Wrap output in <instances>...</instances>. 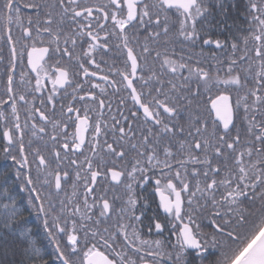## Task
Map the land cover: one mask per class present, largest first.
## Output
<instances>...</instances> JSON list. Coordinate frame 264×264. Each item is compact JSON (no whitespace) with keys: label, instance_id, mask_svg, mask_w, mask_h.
<instances>
[{"label":"snow or ice","instance_id":"obj_1","mask_svg":"<svg viewBox=\"0 0 264 264\" xmlns=\"http://www.w3.org/2000/svg\"><path fill=\"white\" fill-rule=\"evenodd\" d=\"M0 140L54 245L13 201L0 264H264V0H0Z\"/></svg>","mask_w":264,"mask_h":264},{"label":"trees","instance_id":"obj_2","mask_svg":"<svg viewBox=\"0 0 264 264\" xmlns=\"http://www.w3.org/2000/svg\"><path fill=\"white\" fill-rule=\"evenodd\" d=\"M3 146V141L0 140V147ZM16 166L13 165L10 159H5L2 152H0V219L8 212L4 205L14 201L18 209L24 210V220L20 223L24 224L26 228H31L34 234L33 239L37 242V246L40 248L42 254H45V259L48 258L47 253L54 251V245L51 243V239L47 236L46 231L43 228V215L37 214L35 209H32L28 203L30 195L34 198L35 193L29 192V187L24 182V177L17 179L15 175ZM24 172V170H22ZM25 173V172H24ZM9 191L5 194L4 189ZM38 203V202H37ZM210 220L204 219L202 221L203 230L210 232L212 229L209 227ZM170 237H161V240L168 242ZM210 251H214L210 249ZM214 260L215 256L209 258ZM205 264H209L208 261Z\"/></svg>","mask_w":264,"mask_h":264},{"label":"flooded vegetation","instance_id":"obj_3","mask_svg":"<svg viewBox=\"0 0 264 264\" xmlns=\"http://www.w3.org/2000/svg\"><path fill=\"white\" fill-rule=\"evenodd\" d=\"M237 2L239 3L240 0H237ZM241 7H242V4H241ZM233 15L239 16V13L234 11ZM242 20H243V18L240 17V22H242ZM229 23H231V21H229ZM226 36H228V33H226V32L222 33V32L216 31V30H213L212 32H210L207 36L202 34L201 41H199L197 43V45L195 46L193 51L196 52V53H200L201 51H203V53L206 56H210L213 52L217 53L218 55H222L220 53V50H217L215 48L214 44L204 45L202 43V40L203 39H212V40L221 39V40H224ZM230 42H231V40H230ZM175 47H179V46L177 45ZM110 55H112V54L110 53ZM97 59H99V56L97 57ZM105 59H109V57H105ZM212 63H214V62H212ZM102 67H103V65H102ZM80 79H83V78L81 77ZM47 87H48V89H50L51 88V84H48ZM84 87L87 90L89 85L85 84ZM109 91H111V90H109ZM69 92H71V89H69ZM121 95H127V93H122ZM127 103H128V107L132 106V102L130 100ZM115 107H116V103H115V98H114V100H113V111H115ZM57 108H59V105H57ZM106 114H107V112H106ZM49 130H50V126H49ZM27 139H29V137L26 136L25 140L27 141ZM45 139H47V137H45ZM81 159H82V157H81ZM34 167L35 166H33V169H34ZM24 172L26 174L27 173V169H24ZM32 175L35 176V171H33ZM99 184L102 185L103 187H106V185H103V181H100ZM28 187L30 188V186H28ZM103 187H98L97 188V194L102 193ZM68 191L69 192L71 191L70 187H69ZM137 191L141 194V196L146 198V201H147V206L146 207H143L144 201L143 200L141 201V206L143 207V212H144L143 219L145 220L144 232H145V234H147L146 225L149 222V218L155 217L156 215H159L160 217H163L165 214L163 213L162 209H159L157 207L158 204H159V199L160 198H159V195L155 192L154 181L150 183V186H145L144 188H137ZM112 195L113 194L111 192H109V198L110 199L112 198ZM117 195H120V193H117ZM115 206L116 207L120 206V201L119 200L116 201V205ZM164 236L170 237L169 241H171L173 243L175 242V236L171 232V226L170 225L168 226V229L165 230L162 235H158V234L155 233V231H153L152 235L151 236H147L146 235V238L161 239V237H164Z\"/></svg>","mask_w":264,"mask_h":264}]
</instances>
